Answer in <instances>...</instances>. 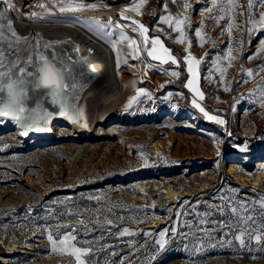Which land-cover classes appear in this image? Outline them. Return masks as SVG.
<instances>
[{
  "label": "rangeland",
  "instance_id": "obj_1",
  "mask_svg": "<svg viewBox=\"0 0 264 264\" xmlns=\"http://www.w3.org/2000/svg\"><path fill=\"white\" fill-rule=\"evenodd\" d=\"M71 2L97 7L62 13L49 0L38 11L104 39L118 83L102 97L92 130L55 120L53 133L25 139L15 121L0 117V264H264V239L249 238L264 237V3L253 0L250 12L248 0H232L236 7L228 0H145L133 15L122 6L132 10L140 0ZM101 3L112 5V15L95 13ZM169 15L189 18L183 43L159 22ZM132 21L148 28V49L159 37L179 66L148 57ZM121 31L141 46L137 58ZM189 41L201 61L194 87L203 100L185 86ZM193 100L226 123L208 120ZM245 216L253 220L245 224ZM123 229L129 233L120 235ZM242 230L244 245L235 239ZM68 234L75 239L60 244ZM74 247L89 251L77 261Z\"/></svg>",
  "mask_w": 264,
  "mask_h": 264
},
{
  "label": "snow or ice",
  "instance_id": "obj_2",
  "mask_svg": "<svg viewBox=\"0 0 264 264\" xmlns=\"http://www.w3.org/2000/svg\"><path fill=\"white\" fill-rule=\"evenodd\" d=\"M0 2L7 6L3 11H0V117H10L13 121L24 128V131L21 133L22 135H27L29 130H47L42 127V124H47L52 113L47 109H44L42 115H37V109L26 106L30 92L38 91L39 96L33 97L37 104V108L41 107L40 99L50 96L52 105H59L61 115L67 114L69 119H75V113L70 112V109L74 108V105L69 103V97L71 96L72 99L77 98L72 96V92L78 87V85L73 82L75 80V76L73 75L74 68L63 59V56L65 55L63 50L49 52L48 49L53 48V44L46 43L41 45L39 41L32 42L27 37L19 36L13 28L11 18L7 16V10L14 9L15 6L11 3V0H0ZM144 2L145 0H140V3L132 10L139 14L140 6ZM228 2L232 7L238 6L232 4V0H228ZM258 2L264 3V0H258ZM55 3L59 5V11L62 13L81 11L85 8L95 9L97 7L95 4L86 5L84 3H73L71 0H69L68 3H64L63 0H55ZM212 4L215 5L216 0H212ZM184 6L187 7L189 5L186 4ZM39 7L46 9V6L43 4ZM252 8L253 0H248V9L250 12ZM204 11L211 13L212 9L207 8ZM25 15L31 19L37 17L38 14L32 12ZM120 15L122 18L128 19L127 17H123L122 13ZM216 19L218 22V20L223 19V17L219 16L216 17ZM188 20V17L181 20L179 18H173L171 15L159 17V22L167 24L169 27L173 28L174 31L180 33V36L176 40L178 43L184 42L182 25ZM3 21H6V23ZM248 22L253 25L257 23V21L253 20L251 16L249 17ZM107 24L111 25L112 21L109 19ZM259 24L261 25V30H264V13L261 14ZM132 25L138 28L139 35L143 38V50L146 51L148 57L152 60H159L161 63H168L171 61L172 64L179 66L180 61L171 54V50L164 46L159 37L151 38L152 47L151 49H148L147 45L150 39L147 35L149 31L148 28L136 21H132ZM117 27H120V25H117ZM231 27L232 25L229 24V31L231 30ZM253 30L254 29L250 28L249 32H252ZM105 35L111 36L113 33H105ZM195 35L201 37V32L195 30ZM120 40L128 43L129 48L132 49L133 58H137L141 51L140 45L137 41L127 36L123 31L120 33ZM21 44H23V47ZM259 44L261 49H264V39L260 40ZM157 46H159V50ZM190 47L191 42L189 41V47L185 49L187 54L183 57V62L187 65V71L192 78L187 81L185 86L195 92L199 98L203 100V93L199 92V90L194 87L197 75L194 66L199 65L201 61L191 56ZM228 59H232L231 48H229ZM68 60H71V57H69ZM72 64H75V61H72ZM261 68H264V66H261ZM220 72L221 77L223 78L225 69H220ZM252 74V70H248V75L251 76ZM78 75L83 74L79 73ZM171 75L178 77L179 72L173 71L171 72ZM225 90L227 91L229 89L226 88ZM141 92H143V90H138V94ZM134 100H136V97H133L132 100L129 101V107H131L132 101ZM192 103L193 106L198 108L208 120L215 121L221 125L226 123L223 119L214 115H209V113L206 112L204 108L200 107L195 100H193ZM233 111H235V109H233ZM76 112H80V110L77 109ZM80 114H82V112H80ZM228 135H231V133H228ZM240 150L246 151L247 145L245 144ZM261 206L264 207V202H262ZM232 211L236 212L237 209L233 208ZM252 220L253 217L251 216L244 217L245 224ZM108 223L111 224L112 221L109 220ZM200 223L203 224L205 221L201 220ZM166 231L167 229L163 230L160 234L161 241L159 242V247L161 251H163L165 247L163 236ZM204 231L207 230L204 229ZM126 233H129V230L123 229L120 235ZM244 235L245 231L242 230L239 235L235 236V239L238 240L241 245L245 244V240L243 239ZM249 238L255 239L257 242L264 239V237L260 235H249ZM74 239L75 237L73 235L68 234L59 242L60 244H65L67 241ZM48 240L53 245L52 250L56 251L55 245L57 241L53 239L52 235L48 236ZM61 251H63V249H61ZM88 251V248L74 247L70 254L74 255L76 260L79 261L80 255L87 253Z\"/></svg>",
  "mask_w": 264,
  "mask_h": 264
},
{
  "label": "bare ground",
  "instance_id": "obj_3",
  "mask_svg": "<svg viewBox=\"0 0 264 264\" xmlns=\"http://www.w3.org/2000/svg\"><path fill=\"white\" fill-rule=\"evenodd\" d=\"M163 1L161 0V3ZM11 3L13 4L12 1ZM101 5L100 10L95 13L112 15L111 4L101 3ZM6 7L0 2V11H3ZM122 8L135 15V12L127 6L123 5ZM13 11L14 9H8L7 16L11 18L13 28L19 36L27 37L32 42L39 41L41 45L46 43L53 44V48L48 49V51L63 50L65 54L63 56L64 60L66 55H72L73 53H76V57L87 60L91 75L88 91L82 102L86 119L82 131L92 130L99 120L98 113L95 112L101 99L112 90L111 88L114 89L118 83L115 72L114 52L110 45L87 26L80 23L67 20H40L35 17L29 19L27 16L24 17V15H17V18ZM110 20L112 23L114 22L112 17H110ZM3 22L6 23V21ZM21 46L23 47V44ZM87 109H90V113H87ZM99 111L101 112V110ZM52 129L53 131L55 129L53 123Z\"/></svg>",
  "mask_w": 264,
  "mask_h": 264
},
{
  "label": "water",
  "instance_id": "obj_4",
  "mask_svg": "<svg viewBox=\"0 0 264 264\" xmlns=\"http://www.w3.org/2000/svg\"><path fill=\"white\" fill-rule=\"evenodd\" d=\"M69 57H71V60H68ZM65 61H67L69 65L72 68H74L73 75L75 76V80L73 82L78 85V87L72 92V96H75L77 98L72 99L71 96L69 97V103L71 105H74V108L70 109V112L75 113V119H69L67 114L61 115L59 105L57 104L53 106L51 103L50 96L40 99L41 107L37 108V104L35 100L33 99V97H38L39 92L38 91L30 92V96H29L28 101L26 102V106L37 109V113H36L37 115H42L44 109H47L49 112L52 113V115L50 116L47 124H42V127L47 129L44 131L29 130L27 135H22L21 133L24 131V128H22L19 124H17L20 128V134L23 138L28 139L33 134L49 135L53 133L51 124L55 120L63 121V122L70 124L76 132L82 131L86 123L85 113L82 108V102H83V98L85 94L87 93L88 87H89V80H90V75H91L90 68H89L87 60L76 57V53H73L72 55H66ZM72 61H75V64H72ZM79 73H82L83 75H78ZM77 109L80 110L82 114H80V112H76ZM6 118H10V117H6Z\"/></svg>",
  "mask_w": 264,
  "mask_h": 264
},
{
  "label": "built area",
  "instance_id": "obj_5",
  "mask_svg": "<svg viewBox=\"0 0 264 264\" xmlns=\"http://www.w3.org/2000/svg\"><path fill=\"white\" fill-rule=\"evenodd\" d=\"M14 4V13L17 17V15H24L29 14L32 12H36L38 15L35 17L36 19L44 20L42 18V12H39V6L42 3H49V0H11ZM18 18V17H17ZM52 127V124H51ZM55 130V129H54Z\"/></svg>",
  "mask_w": 264,
  "mask_h": 264
},
{
  "label": "trees",
  "instance_id": "obj_6",
  "mask_svg": "<svg viewBox=\"0 0 264 264\" xmlns=\"http://www.w3.org/2000/svg\"><path fill=\"white\" fill-rule=\"evenodd\" d=\"M129 217H127V216H124V217H122V219H128Z\"/></svg>",
  "mask_w": 264,
  "mask_h": 264
},
{
  "label": "crops",
  "instance_id": "obj_7",
  "mask_svg": "<svg viewBox=\"0 0 264 264\" xmlns=\"http://www.w3.org/2000/svg\"><path fill=\"white\" fill-rule=\"evenodd\" d=\"M88 25V24H87Z\"/></svg>",
  "mask_w": 264,
  "mask_h": 264
}]
</instances>
